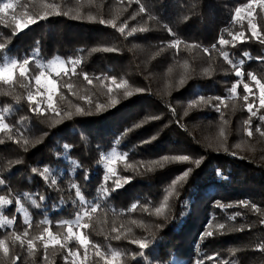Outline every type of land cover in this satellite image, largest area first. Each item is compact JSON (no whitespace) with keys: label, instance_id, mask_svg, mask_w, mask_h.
Segmentation results:
<instances>
[{"label":"trees","instance_id":"obj_1","mask_svg":"<svg viewBox=\"0 0 264 264\" xmlns=\"http://www.w3.org/2000/svg\"><path fill=\"white\" fill-rule=\"evenodd\" d=\"M141 2L148 7V13L137 14L140 5L130 3L129 0H19L20 5H28L27 11L31 15L43 14L46 11L44 3L58 5L61 14L39 20L11 38L13 55L31 52L39 41L42 62L57 56L65 60L70 57L80 58L82 63L78 66V72H86L93 77L107 74L115 77L117 82L127 81L129 90L134 94L125 99L123 89L116 90L112 95L119 103L97 112L96 103L108 105L107 86L110 81L105 79V86L102 87L99 80L89 85L82 76L70 80L65 78L62 83H73L75 87L72 92L75 94L62 88L64 99H56L62 112L73 113L71 119L57 117L53 113L34 116L28 112V105L23 100L19 105H14L17 95H26L25 90L19 86L10 96L0 95V110L14 105L7 115V123L16 124L22 117H27L25 124L30 140L25 151L22 141L16 144L0 134V139H5V143L0 144V175L10 177L8 183L14 193L38 192L49 196L45 202L46 212L29 206L33 221L31 235H39L42 227L48 226H35L45 215L51 221L54 232L63 231L55 226L57 221L71 220L76 212L69 200L70 181L79 183L87 199H93L104 175L102 162L98 163L101 153L96 146L99 145L107 154L126 128L142 123V127L121 138L115 145L117 151L128 153L129 162L137 167L140 161L145 162L146 167L151 161H159L163 167L151 165L152 171L138 167V171L134 172L126 170L123 162H118L115 167L119 175L132 177V180L113 192L104 202L106 207L93 216L92 228L86 230L88 238L104 250L111 247L121 252L139 251L137 245L130 243L131 240L154 238L155 251L163 264H196L198 259L203 260L204 264H215L213 260L207 259L213 254L230 264H264V253L256 251L259 238L264 237V225L259 224L264 216L239 206L240 201L247 200L264 210V137L258 133H254L251 138L244 135L243 122L248 113L240 98L227 101L228 107L223 109L227 124L213 108L201 105L190 109L186 100L190 94L227 96V89L238 79L216 52L208 56L202 48H211L224 29L241 30L240 25L232 24V13L248 0ZM25 11L24 7L18 6L16 15L21 17ZM65 12L68 14L64 15ZM134 14L135 19H131ZM149 14L156 19L149 20ZM100 19L115 20L117 26L127 21L125 34L100 24ZM163 25H167V28ZM139 27H147L149 30L127 36V31ZM168 28L175 35H170ZM224 35L230 39L226 33ZM9 37L11 29L0 24V42H5ZM174 39L182 41L179 49L167 47ZM190 44L202 48L190 49ZM104 47H113L118 51H92ZM226 50L237 60L245 51L253 58L264 56V45L256 41L238 44L236 48L229 47ZM205 69L212 74H204ZM32 70L34 73L38 71L35 64ZM244 70L246 73L255 72L264 76V64L255 59L246 62ZM182 78L186 82L181 86ZM137 88L145 91L135 93ZM237 91L241 97L244 95L242 84ZM81 96L91 97L93 103L87 104L80 99ZM233 103L237 105L235 110L232 108ZM77 106L83 108L85 114H75ZM57 120L61 122L56 123ZM253 123L255 125L260 122L254 120ZM221 128H224L226 138L220 137ZM81 134L86 139H82ZM152 137L156 138L153 140ZM65 143L73 146L71 158L83 166L71 175L66 171L68 165L58 161L55 155ZM233 152L235 156L231 154ZM179 155H187L191 159L186 162H165L162 159ZM201 158L202 163L197 167L195 161ZM17 160L22 163H10ZM44 165L60 170V191L47 189L45 182L33 175V167L42 168ZM187 169H192L190 175L178 180ZM217 169L227 178L218 177ZM85 170L91 173L88 181L84 180ZM173 180H178L175 191L172 188ZM112 186L109 182V187ZM169 192L173 194L168 199L165 214L157 216L154 211H144L143 205L146 204L153 210L159 207ZM177 192L179 196L175 194ZM0 195H7V189L0 191ZM61 195L69 202L54 208L53 205L58 204ZM71 195L74 197V192ZM216 201L234 206L221 210L214 207ZM133 204H138L137 209L129 211ZM236 212L243 215L235 221H229L228 216ZM14 214L15 204L4 210V215L9 218ZM213 215L216 218L214 223H226L229 226L252 224L253 227H245L242 232L226 229L223 233L217 232L201 240V233L205 232ZM133 220L137 223L133 224ZM121 225L125 238L120 241L108 239L109 235H114L111 233L112 227L120 228ZM157 225L162 227L157 228ZM25 227L23 219L18 217L15 230L22 232ZM11 231V228L0 229V238ZM69 246L74 250L79 247L75 242ZM15 251L21 256L17 264H43L42 249L34 259L19 247ZM49 256L52 257L51 250ZM89 256L92 264H103V261L95 257L94 249H89ZM55 264H64L62 253L55 255Z\"/></svg>","mask_w":264,"mask_h":264},{"label":"snow or ice","instance_id":"obj_2","mask_svg":"<svg viewBox=\"0 0 264 264\" xmlns=\"http://www.w3.org/2000/svg\"><path fill=\"white\" fill-rule=\"evenodd\" d=\"M129 2H135L140 5L139 12L137 14H145L149 12L148 7L141 2V0H129ZM18 6L24 7L26 11L23 16L18 17L16 15V9ZM43 8L46 11L43 14L31 15L27 11L28 5H20L19 0H0V24L5 28L11 29V37L7 38L5 42H0V95L10 96L16 92L17 86L24 89L26 95L15 97L14 105H19L21 100L25 101L28 105V112L34 116H45L48 113H53L57 117H64L71 119L73 113L70 111L62 112L60 110L59 104L57 102V97L60 100L64 99V94L61 91L62 88H67L70 94H75L72 92L75 85L73 83H62V81L67 78L71 79L75 76H82L89 85L94 83V80H99L101 86L104 87V80L110 81L107 86V93L109 94L108 105L96 103L95 108L97 112L104 111L108 106L114 107L119 103L112 94L116 90L123 89V96L125 99L131 97L134 92L129 90L130 86L127 81L120 80L117 82L115 77H109L107 74H100L97 76H89L86 72H78V66L82 63L80 58H68L67 60L57 56L52 60L47 62H42L40 57L39 41H37V46L31 52H25L23 54L13 55L10 47L11 38L20 34L24 29L30 27V25L38 23L39 20L47 19L50 15H60L59 7L56 4H43ZM259 10V11H258ZM67 15L68 13H63ZM134 14L131 19H135ZM89 19H95V17H89ZM149 20H155L156 17L153 15L148 16ZM187 19V17L185 18ZM246 22L247 28L244 29V23ZM100 24H105L116 28L122 35L125 34L127 29V21H124L119 26L115 20H99ZM232 24L240 25L241 30L235 31L232 29H224L222 33L218 36L216 42L211 46V48H202L200 45L190 44L188 47L191 48H202L205 55L211 56L213 52H216L223 61L228 64L231 68L232 74L238 78L234 82L230 89H227V96H212L205 97L200 95L197 99L189 102L188 107L190 109L198 108L201 105H207L213 108L217 113L221 115V118L225 124L228 123L224 119L223 109L228 107V100L235 101L237 98L243 100V107L248 113V117L244 120V135L251 138L254 133H258L260 137H264V76L257 75L255 72H245L244 65L246 62L255 59L260 64H264V56H258L253 58L249 52H242L240 58L235 59L232 54L226 49L236 48L238 44H244L249 41H256L261 45H264V0H248V2L242 6L235 8L232 13ZM167 28V25H163ZM149 29L147 27L132 28L127 31V36L134 35L137 31L146 32ZM170 35H175L171 28H168ZM224 33L227 34L229 38H226ZM182 41L179 39H174L171 43L167 45L169 48L179 49ZM82 51V50H81ZM93 52L104 51V52H116L118 49L113 47L104 48H94ZM163 51V48L161 49ZM35 64L38 69L37 72H33L32 65ZM204 74L211 75L212 73L208 70H204ZM185 79L180 80V85L185 83ZM242 84L244 95L241 97L238 93V86ZM112 85L115 87L113 88ZM144 89L137 88L135 93H142ZM87 104L91 105L93 103L91 97L81 96ZM13 106L6 107L3 112L0 113V134L8 141L20 144L21 141L25 146L24 150L27 151V146L30 144V140L27 137L28 127L25 124L27 117H22L16 124H9L6 122L7 115L13 110ZM233 110L237 108L235 103L232 104ZM78 115L85 114V111L80 106L76 107V113ZM187 115V112L185 113ZM159 117H152L151 119H158ZM254 120H259V124L254 125ZM57 120L56 123H60ZM142 127V123H136L132 126L126 128L123 133H121L117 138L116 142L110 153L105 154L103 149L97 145V150L100 151V161L98 163L103 164L104 175L102 177L100 185L96 189V195L93 199H87L82 186L75 180L70 181L68 185L69 200L71 204L76 209L75 216L71 220H60L57 221L56 227L62 229L63 231L54 232L52 230L51 221L45 215V218L40 220L36 227H41L43 225H48L42 227V231L39 235H31V229L33 228V221L31 213L29 211V206L36 210H43L46 212L47 205L46 201L49 196L40 193H14L8 181L9 176L0 175V191L7 189V195H0V229H9L12 231L7 233L3 238H0V264H17L21 260V256L16 252V248L19 247L21 250L27 252L29 257L33 259L36 257L37 253L43 251L42 261L43 264H55V255L59 252L63 254L64 264H92V260L89 256V249H94V255L98 261H103V264H163V261L157 255L156 240L148 239H137L131 240L130 243L138 246L139 251L132 252H121L119 250L109 247L104 250L99 244L93 243L88 238V233L86 230L92 228V218L95 214L100 212L106 207L105 203L107 199L112 195L113 192L125 185L129 184L132 177H122L119 175L115 165L118 162H123L126 170H132L134 172L138 171L139 168H145V162H138V167L136 164L129 162L128 153H122L117 151L116 144L119 143L122 137H127L130 133L136 129ZM47 135V133H45ZM220 137L226 138V133L224 128L220 129ZM82 139H86L81 134ZM156 137H152L154 140ZM37 143L39 141H36ZM150 141H145L144 143H149ZM5 143V139H0V144ZM34 146V144H33ZM73 146L65 143L62 146V150L56 151V159L68 165L66 171L69 175L75 173L78 169L83 166L79 161L73 160L71 158V151ZM232 155H236L234 152ZM163 161L167 162L177 161L186 162L190 161V157L187 155H179L173 157H163ZM203 158L195 161L197 167L202 163ZM14 164L22 163V161L17 160L15 162H10ZM151 165H159L163 167V164L159 161L149 162V166L146 167V171H152ZM10 171V170H9ZM33 175L39 176L44 182L47 189L53 191H60L59 180L62 174L58 168H54L51 165H44L41 167H33L31 169ZM192 169H187L178 180L186 179ZM90 170H85L84 180L88 181L90 177ZM218 177L226 179L220 169L216 170ZM178 180L172 181V188L175 191V186ZM109 182L112 183V187H109ZM74 192V197L71 193ZM169 192L165 196L164 201L159 207H155L154 210L149 207V205H143L145 212H153L157 216L166 213L168 208V199L172 195ZM179 196V193H175ZM63 195H61L58 204H54L53 207H60L69 202ZM15 204V214L9 218L4 215V210ZM234 205H225L220 201H216L214 207H218L221 210L226 208H231ZM239 206L250 209L254 214H261L264 216V210H262L258 205L250 203L247 200H242L239 202ZM138 204H133L129 211H135ZM243 213L236 212L233 215L228 216L229 221H235L237 217L242 216ZM23 218V224L26 226L22 232L15 230V225L17 223V218ZM215 215L209 220L208 225H206L205 232L201 233V240L207 237H212L217 232L223 233L224 230L242 232L245 227L251 229L252 224H240L229 226L226 223L215 222ZM133 224L137 222L132 221ZM260 225H264V218L259 220ZM162 227L157 225V228ZM123 225L120 228L112 227L111 233L114 235H109L108 239H114L120 241L125 238V233L122 231ZM130 232L131 229H128ZM75 242L79 247L73 249L69 245ZM81 249L83 252H81ZM51 250L52 257L49 256V251ZM256 251L264 253V237L259 238V242L256 245ZM207 259L213 260L215 264H230L229 261L219 260L216 254L208 257ZM196 264H204L203 260L198 259Z\"/></svg>","mask_w":264,"mask_h":264},{"label":"rangeland","instance_id":"obj_3","mask_svg":"<svg viewBox=\"0 0 264 264\" xmlns=\"http://www.w3.org/2000/svg\"><path fill=\"white\" fill-rule=\"evenodd\" d=\"M195 95V96H194ZM197 97H198V95H196V94H190V95H188L187 96V98H186V100H187V102H190V101H192V100H194V99H197ZM3 112V109L2 110H0V113H2ZM111 152V151H110ZM109 152V153H110ZM102 166H103V164H102ZM103 170H104V167H103ZM105 171V170H104ZM21 218H22V216H21ZM23 219V218H22Z\"/></svg>","mask_w":264,"mask_h":264}]
</instances>
